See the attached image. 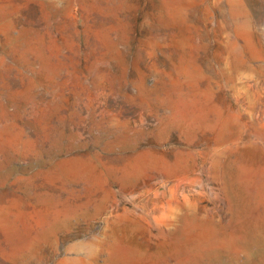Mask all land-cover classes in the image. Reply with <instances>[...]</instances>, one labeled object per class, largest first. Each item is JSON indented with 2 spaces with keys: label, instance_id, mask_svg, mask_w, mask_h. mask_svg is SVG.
<instances>
[{
  "label": "rangeland",
  "instance_id": "rangeland-1",
  "mask_svg": "<svg viewBox=\"0 0 264 264\" xmlns=\"http://www.w3.org/2000/svg\"><path fill=\"white\" fill-rule=\"evenodd\" d=\"M0 264H264V0H0Z\"/></svg>",
  "mask_w": 264,
  "mask_h": 264
}]
</instances>
